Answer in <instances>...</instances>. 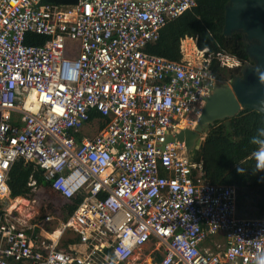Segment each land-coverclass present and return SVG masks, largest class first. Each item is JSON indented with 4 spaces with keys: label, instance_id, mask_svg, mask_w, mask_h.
<instances>
[{
    "label": "built area",
    "instance_id": "built-area-1",
    "mask_svg": "<svg viewBox=\"0 0 264 264\" xmlns=\"http://www.w3.org/2000/svg\"><path fill=\"white\" fill-rule=\"evenodd\" d=\"M197 0H0V201L19 159L82 201L57 231L3 206L0 264H127L151 241L161 264H264V219L242 218L234 187L195 175L169 141L197 124L219 85L208 67L147 52ZM31 36L43 38L30 43ZM86 130L97 133L88 136ZM72 233L83 250L60 247ZM223 235L215 253L201 246Z\"/></svg>",
    "mask_w": 264,
    "mask_h": 264
},
{
    "label": "trees",
    "instance_id": "trees-1",
    "mask_svg": "<svg viewBox=\"0 0 264 264\" xmlns=\"http://www.w3.org/2000/svg\"><path fill=\"white\" fill-rule=\"evenodd\" d=\"M230 0H197V7L169 23L162 31L160 39L148 46L147 52L172 61L183 60L182 43L185 39L196 40L200 51L208 49L211 58L207 64L219 78V85L242 75L244 67L251 65L246 52V42L242 34L225 36V7ZM43 38L31 36L30 43H41ZM187 55L191 53L187 51ZM236 59L238 67L229 69L221 60L222 56ZM264 128V115L245 110L234 118L215 123L201 148L193 152L196 165L195 175L214 185L234 187L238 206L249 203L264 219V171H256L254 155L258 144L251 143L257 129ZM264 140V137H260ZM241 169L242 171H238ZM8 185L14 199H30L33 189L44 187L52 190L44 180L43 171L34 162L19 159L13 165ZM82 197L65 202L63 222L75 212ZM20 200H18V204ZM78 240H72L74 244ZM162 258L156 259L161 264Z\"/></svg>",
    "mask_w": 264,
    "mask_h": 264
},
{
    "label": "water",
    "instance_id": "water-1",
    "mask_svg": "<svg viewBox=\"0 0 264 264\" xmlns=\"http://www.w3.org/2000/svg\"><path fill=\"white\" fill-rule=\"evenodd\" d=\"M148 1V0H138ZM46 3L78 6L81 0H45ZM242 34L253 62L229 84L219 85L206 99L194 128H186L169 141L184 143L189 154L199 150L215 123L251 110L264 115V0H230L225 7L223 34Z\"/></svg>",
    "mask_w": 264,
    "mask_h": 264
},
{
    "label": "rangeland",
    "instance_id": "rangeland-1",
    "mask_svg": "<svg viewBox=\"0 0 264 264\" xmlns=\"http://www.w3.org/2000/svg\"><path fill=\"white\" fill-rule=\"evenodd\" d=\"M182 46L186 57L188 56L187 51L191 53V55L188 56V61L196 65H200V63L203 62L202 60H204V55L197 49L196 40H192L191 38L188 40L185 39ZM221 60L229 66V69L238 67V65L235 64L237 63L235 62L236 59L229 55L222 56ZM230 82L231 80L223 83L222 85L229 84ZM195 121L196 120H194V124H192L191 127L196 125ZM86 133L88 136H93L97 132L94 130H86ZM18 200H20L19 204ZM65 202H67V200H64L52 190L45 189L44 187H37L33 189V196L30 199L12 198L9 200L8 206L5 204L3 206L9 208L10 210H14L13 213L15 217L26 222L33 221L35 219L42 220L46 216H51L53 221L46 227L50 232L57 231L55 235L56 237H60L61 232L59 229L66 214L63 207ZM238 213L242 218H262L258 215V211L249 203H244L243 205L238 206ZM149 252L148 248L138 251L127 261V264H156L155 256L153 258H147Z\"/></svg>",
    "mask_w": 264,
    "mask_h": 264
},
{
    "label": "crops",
    "instance_id": "crops-1",
    "mask_svg": "<svg viewBox=\"0 0 264 264\" xmlns=\"http://www.w3.org/2000/svg\"><path fill=\"white\" fill-rule=\"evenodd\" d=\"M189 38H187L186 40H188ZM185 42V40L183 41ZM183 45V43H182ZM183 47V46H182ZM200 51V50H199ZM182 54H183V60L181 61H186V60H189L188 56L186 57L185 53H184V48H182ZM18 199V198H17ZM3 205L4 203L0 201V214L2 213V210L4 209L3 208ZM78 240V242L72 244L70 243V241L72 240ZM69 246H74V248L76 250H83V247H81L79 245V239L72 233H67L65 234L63 237H62V240L60 242V247L62 249H67ZM226 246V242H225V238L223 235H218V236H215V237H212L208 240L207 243L203 244L201 246V248L204 250V251H208V252H212V253H215L219 250H224ZM144 248H148V250L150 251L149 254H148V257L147 258H153L155 256V258L157 259L158 257H161L162 258V254L160 253L161 250H158L157 249V243L156 241H151L149 242L148 244H146L144 247H142L141 249H138L135 254L144 249ZM134 256V255H133ZM155 259V260H156Z\"/></svg>",
    "mask_w": 264,
    "mask_h": 264
},
{
    "label": "clouds",
    "instance_id": "clouds-1",
    "mask_svg": "<svg viewBox=\"0 0 264 264\" xmlns=\"http://www.w3.org/2000/svg\"><path fill=\"white\" fill-rule=\"evenodd\" d=\"M260 137H264V128L257 129V135L251 138V143L260 146L259 150L254 153L257 160L256 171H264V140H261ZM238 171L242 170L238 169Z\"/></svg>",
    "mask_w": 264,
    "mask_h": 264
},
{
    "label": "flooded vegetation",
    "instance_id": "flooded-vegetation-1",
    "mask_svg": "<svg viewBox=\"0 0 264 264\" xmlns=\"http://www.w3.org/2000/svg\"><path fill=\"white\" fill-rule=\"evenodd\" d=\"M197 49H198V47H197ZM198 50H199V49H198ZM199 52H202V54L204 55V56H203V57H204V60H202L203 62H207V61L210 60L211 55H210L208 49H206V50H202V51H199ZM235 62H236V61H235ZM235 64H237V63H235ZM218 86H219V85H218Z\"/></svg>",
    "mask_w": 264,
    "mask_h": 264
},
{
    "label": "bare ground",
    "instance_id": "bare-ground-1",
    "mask_svg": "<svg viewBox=\"0 0 264 264\" xmlns=\"http://www.w3.org/2000/svg\"><path fill=\"white\" fill-rule=\"evenodd\" d=\"M202 115V113L200 114V116ZM13 205H14V203H13ZM16 205V204H15Z\"/></svg>",
    "mask_w": 264,
    "mask_h": 264
}]
</instances>
